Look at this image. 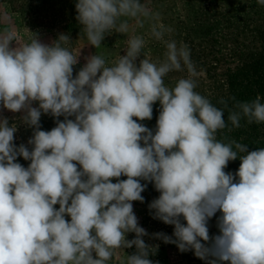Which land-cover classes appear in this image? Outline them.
<instances>
[{
    "label": "clouds",
    "instance_id": "obj_1",
    "mask_svg": "<svg viewBox=\"0 0 264 264\" xmlns=\"http://www.w3.org/2000/svg\"><path fill=\"white\" fill-rule=\"evenodd\" d=\"M75 8L87 45L96 49L110 33L127 34L130 20L143 28L158 16L141 0H77ZM171 31L150 27L165 44L162 60L146 58L145 39L134 35L125 55L113 63L87 56L75 77L80 51L64 46L68 35L45 44L31 32L20 43L10 28L0 32V105L23 113L33 129L31 150L17 147L16 124L0 118V264H108L115 250L133 247L124 264H154L149 256L159 245L145 242L149 234L133 211L132 202H144L141 181L159 193L148 205L153 218L174 229L151 238L205 264H264V147L249 151L217 138L242 119L264 124V102L259 95L232 97L226 123L228 102L221 99L218 108L195 91L190 49L165 40ZM185 70L187 77L165 84L169 73ZM157 102L153 130L138 121L151 120ZM42 114L57 118L50 131L41 130ZM18 156L30 161L27 168ZM237 159L238 170L226 172ZM218 212V234L210 236Z\"/></svg>",
    "mask_w": 264,
    "mask_h": 264
},
{
    "label": "rangeland",
    "instance_id": "obj_2",
    "mask_svg": "<svg viewBox=\"0 0 264 264\" xmlns=\"http://www.w3.org/2000/svg\"><path fill=\"white\" fill-rule=\"evenodd\" d=\"M153 14V19L146 20L144 27L137 26L135 20H130L127 34L110 33L105 36L99 48L87 45L88 41L76 19L75 5L77 0H0V32L5 28L13 30L20 43L27 42L36 34L42 43L50 44L60 34L70 37L69 44L64 45L75 53L80 51L79 62L73 66V77L86 63L85 57L97 54L108 63L115 62L120 55H125L127 40L134 35L145 39L143 55L152 61L162 60L166 50L163 41H157L150 36L153 23L170 27L172 31L165 34V40H175L177 45H187L191 59L195 65L199 94L207 97L213 105L224 108L219 101L224 99L228 107L224 108L226 123L229 109L236 101H251L257 95L264 102V6L257 0H141ZM32 32V33H31ZM142 58V57H141ZM188 73L171 72L165 78L169 87ZM38 107V103L33 104ZM159 102L153 105L151 120L138 121L149 129H155L159 115ZM23 113L10 112L0 105V118H7L9 126L16 124L14 144L29 147L28 140L33 135V129L22 121ZM63 120L64 117L58 118ZM74 119V117H70ZM135 119V118H134ZM57 118L42 114L41 130L50 131L56 126ZM229 127H231L229 123ZM217 138L221 140L235 139L248 145L249 151L264 147V124H247L241 120L240 128L218 131ZM240 160L230 161L226 172L235 173ZM158 196L144 198V202L134 201L133 211L138 218L139 226L143 227L148 236L143 237L147 244L159 245L156 254L160 257L172 256L175 259H198L192 251L181 252L175 244H166L160 239L151 238L154 233H173V226L154 219L149 210V203ZM209 220V234H218L216 218ZM69 219V217H66ZM70 220V219H69ZM134 233L127 234V239H133ZM135 247L117 249L109 262L118 264L131 255ZM185 256V257H184ZM185 263V262H184Z\"/></svg>",
    "mask_w": 264,
    "mask_h": 264
},
{
    "label": "crops",
    "instance_id": "obj_3",
    "mask_svg": "<svg viewBox=\"0 0 264 264\" xmlns=\"http://www.w3.org/2000/svg\"><path fill=\"white\" fill-rule=\"evenodd\" d=\"M149 259H151L154 262V264H205V261L201 262L200 260H198L196 258L192 259V260H190L188 258L185 261H183L182 258L175 259L174 257H172L170 255L164 256V257H160V256H158V254H155V255H150ZM124 261H126V260H124ZM124 261H122L119 264H124ZM108 264H118V263L117 262H114V263L113 262H108Z\"/></svg>",
    "mask_w": 264,
    "mask_h": 264
},
{
    "label": "trees",
    "instance_id": "obj_4",
    "mask_svg": "<svg viewBox=\"0 0 264 264\" xmlns=\"http://www.w3.org/2000/svg\"><path fill=\"white\" fill-rule=\"evenodd\" d=\"M18 163H20L22 166H24L25 168L28 167L30 161H26L23 159V157H17V161ZM120 179H126V177H120ZM113 182H116L115 179L113 180ZM141 183H147V187L145 189V191L141 194L144 198L146 196L148 197H154V196H159V193L155 190L154 186L152 183L149 182H145V181H141ZM55 207H59V205H56ZM70 219V217H69Z\"/></svg>",
    "mask_w": 264,
    "mask_h": 264
}]
</instances>
